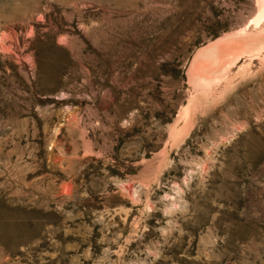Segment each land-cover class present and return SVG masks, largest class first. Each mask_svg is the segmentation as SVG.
I'll return each mask as SVG.
<instances>
[{
	"label": "rangeland",
	"instance_id": "374dc122",
	"mask_svg": "<svg viewBox=\"0 0 264 264\" xmlns=\"http://www.w3.org/2000/svg\"><path fill=\"white\" fill-rule=\"evenodd\" d=\"M262 5L0 0V264H264Z\"/></svg>",
	"mask_w": 264,
	"mask_h": 264
},
{
	"label": "bare ground",
	"instance_id": "6f19581e",
	"mask_svg": "<svg viewBox=\"0 0 264 264\" xmlns=\"http://www.w3.org/2000/svg\"><path fill=\"white\" fill-rule=\"evenodd\" d=\"M263 19L264 5L260 7L259 12L249 24ZM235 33L240 34L242 31ZM243 37L244 39L227 35L202 48L195 56L194 62L192 61L193 78L197 81L202 80L205 84H212L224 77L229 64L235 63L240 56L249 53L258 54L264 51V34ZM218 70L220 71L218 72ZM215 71L218 72L217 75H213Z\"/></svg>",
	"mask_w": 264,
	"mask_h": 264
}]
</instances>
